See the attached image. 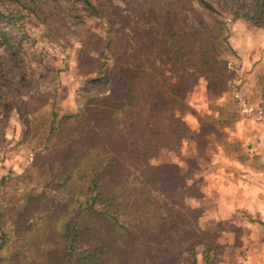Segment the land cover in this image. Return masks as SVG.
Listing matches in <instances>:
<instances>
[{"label": "rangeland", "instance_id": "obj_1", "mask_svg": "<svg viewBox=\"0 0 264 264\" xmlns=\"http://www.w3.org/2000/svg\"><path fill=\"white\" fill-rule=\"evenodd\" d=\"M0 13V264H264L258 0Z\"/></svg>", "mask_w": 264, "mask_h": 264}, {"label": "trees", "instance_id": "obj_2", "mask_svg": "<svg viewBox=\"0 0 264 264\" xmlns=\"http://www.w3.org/2000/svg\"><path fill=\"white\" fill-rule=\"evenodd\" d=\"M204 5L206 8H208L209 10H211L212 12L217 13V11L209 4L204 2ZM247 18L250 20H253L254 24L256 26L259 27H264V0H258V14L256 17H250V15L247 16ZM0 23H1V13H0ZM1 33V31H0ZM126 74L128 75V72H126ZM139 93L142 95V97H135L136 98V103L135 105L133 103H131L130 107H128L129 109L131 108H138L137 112H136V121H137V126L138 129L137 131H139L141 128H145L144 125H146L149 121H147L146 119H143L142 116L145 115L147 113V109L149 108L148 105V101L145 98V92L144 91H139ZM142 99H146L145 101H143ZM150 108L152 109V105L150 106ZM152 112V111H151ZM164 113L166 117H168L169 115V110L168 108H165ZM174 114V112L172 113V115ZM161 118H163V112L161 111L160 113ZM176 116H173V118H175ZM178 119V124L181 125L182 130H183V134L184 135H179V141H184L186 139V134L188 133V127L186 126L185 122H183V117L179 116ZM150 126H153V122L150 123ZM136 135H133L132 137H135ZM171 136V135H169ZM170 140V138H168ZM117 163V159L116 157H114L111 161L109 160V163L106 165V168H113L115 166V164ZM103 170V169H102ZM104 171V170H103ZM102 171V172H103ZM96 204L95 203H91V205L87 208V212H88V216H94V217H100L102 216V212L96 209ZM77 236V235H76ZM93 247H90V249H92ZM94 250H91V253L87 255V258L91 259L94 258L95 255Z\"/></svg>", "mask_w": 264, "mask_h": 264}]
</instances>
